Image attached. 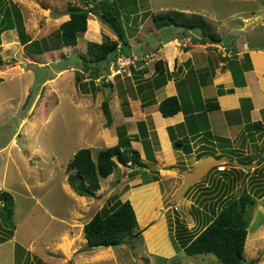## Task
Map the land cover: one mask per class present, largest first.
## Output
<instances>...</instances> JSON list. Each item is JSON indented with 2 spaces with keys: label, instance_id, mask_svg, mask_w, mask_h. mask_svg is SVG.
<instances>
[{
  "label": "rangeland",
  "instance_id": "rangeland-1",
  "mask_svg": "<svg viewBox=\"0 0 264 264\" xmlns=\"http://www.w3.org/2000/svg\"><path fill=\"white\" fill-rule=\"evenodd\" d=\"M135 4L136 11L123 15L131 46L127 55L148 61L150 71L156 60H165L166 49L159 50L163 39L183 31L156 28L154 16L169 10L200 14L215 27L224 44L198 49L207 52L210 66L220 68L222 62L225 66L230 59L221 58V49H232V43L236 49L239 40L240 45L248 44L264 58V0H135ZM14 6L20 11L26 33L42 48L44 44L53 47L57 42L63 22L58 18L66 15L70 6L85 7V1L0 0L4 20L9 12L17 22ZM198 35L195 32L192 36ZM106 38L117 40L107 25L90 15L87 31L79 36L76 46L38 55L34 53L38 46L27 48L21 44L18 29H0V56L5 62L0 67V193L8 192L14 198L11 239L6 240L10 228L4 226L0 215V239L6 240L0 242V264H222L212 254L187 256L183 244L202 231L205 215L216 208L220 196L239 198L245 192L256 199L253 210L248 211L245 264H264V197H256L264 192V131L260 134L254 130L258 136L250 139L244 126L234 128L240 134L229 154L242 165L255 166L245 171L228 161L227 157L232 156L224 157L226 165L220 166L225 167V173L219 166L214 167L176 205L170 200L184 178L161 164L147 167L158 169H142L148 172L145 174L138 167L131 169L115 160L114 173L101 179V189L95 197H81L70 187L68 164L74 154L89 148L96 159L101 150L116 142L107 136L111 125L103 105L119 100L114 112V136L118 140V129L124 126L122 118L132 111V106L123 107V102L138 98L141 86L143 95L154 97L148 87L153 83H142L140 70L133 66L131 76L126 74L110 82H106L108 61L98 65L101 76L95 81L82 71L84 61L80 55H86L87 43L100 44ZM249 58L245 54L240 62L247 63ZM164 63L166 68L172 66L167 60ZM251 130L252 125L248 132ZM130 139L134 141L133 137ZM163 170H168L166 176H161ZM152 172L157 173L159 181L148 183L145 189L139 178H145V185L146 180H152ZM117 200L131 201L138 220L134 231L138 239H128L118 247L90 249L84 238L85 225L104 207H114ZM1 207L0 202V211Z\"/></svg>",
  "mask_w": 264,
  "mask_h": 264
},
{
  "label": "trees",
  "instance_id": "trees-1",
  "mask_svg": "<svg viewBox=\"0 0 264 264\" xmlns=\"http://www.w3.org/2000/svg\"><path fill=\"white\" fill-rule=\"evenodd\" d=\"M84 1L85 7L70 6L68 8L66 15H69L70 19L61 24L58 40L53 47L44 44V47L42 46L41 48L36 41L31 40L25 31L20 11L15 6L17 22L9 12L7 13L6 20L0 15V29L2 32L18 29L21 44L27 48L34 45L38 46V50L34 49V53L43 55L65 47L76 46L79 36L87 31L90 15H95L101 23L107 25L117 36L116 41L106 38L100 44L88 42L86 55H80L84 61L82 71L88 73L91 80L95 81L101 76V70L98 68L100 63L104 61H108L109 63V61L117 58L119 55H127V50L131 48L128 33L123 25V15L130 11H136L137 5L135 4V0H102L95 5H91V0ZM153 20L156 28L159 30L164 28L183 30L181 33L178 32L164 38L163 41L166 42H170L171 38L177 39L183 35L189 34V36H192L195 32L199 35L196 37L192 36V38L201 45L208 44V42L211 45L219 44L223 41V38L216 31L215 27L204 16L197 13L189 14L183 11L169 10L155 15ZM4 65L5 62L0 56V67ZM165 66L162 60L155 62L154 75L156 78L153 79V84L163 80L160 84L161 87L167 83V79L164 77L166 72ZM148 72V68L140 69L142 76ZM152 102L153 100L145 101L142 99V106H148ZM128 106L129 103L124 101L123 107ZM159 109L163 117H172L181 111L180 100L177 96L167 97L161 101ZM219 109V104L217 101H214L210 103L208 110L215 111ZM103 113L108 125H111L112 114L107 103L103 105ZM130 114L129 111L126 113V116H130ZM138 128L141 133L140 138L144 141L147 159L151 162H156L153 152L150 151V142L146 140L148 138L145 133L147 129L146 122H139ZM252 128L257 132L264 131V125L260 121L254 122ZM127 132L126 126L119 127L118 143L115 146L101 150L96 159L93 158L92 151L89 148L80 149L74 154L68 164V171L71 172L68 176V183L76 194L81 197H95L96 192L101 189V179L108 178L114 173L115 160L119 164L131 169L149 167L141 158V153L131 146L132 140ZM219 140L230 142L228 139ZM173 144L176 149L184 147L185 152L190 153L191 151L188 144L182 140L173 139ZM263 150L264 148L261 153ZM204 155H200L199 158L201 159ZM217 158L222 159L223 157L220 155ZM259 158L261 159L260 155ZM262 162L260 160L259 164ZM248 164L250 165V163ZM143 172L145 174L148 173L146 171ZM221 172H225V170ZM152 173H154L152 180H146L145 184L159 181L157 173ZM226 197V195H223L216 200V208L211 209L209 214H206L204 217V228L202 231L194 239H187L186 243L183 244V250L187 256L194 257L212 254L222 264H245V246L250 225L248 211L253 210L256 199L248 192L243 193L239 198L228 199ZM256 197L258 199L263 198L264 192L258 193ZM0 202L2 203L0 215L4 217L3 224L5 227L10 228L7 240L13 236L11 229H14V224L12 223L14 217V198L10 193L2 192L0 193ZM203 206L206 207V205ZM137 227L138 220L131 201L117 200L114 207L111 209L104 207L85 225L84 238L89 247L96 245L118 247L124 244L126 240L134 239V231ZM135 238L138 239V237ZM6 240L0 239V242H5ZM132 247H135L134 244Z\"/></svg>",
  "mask_w": 264,
  "mask_h": 264
},
{
  "label": "crops",
  "instance_id": "crops-1",
  "mask_svg": "<svg viewBox=\"0 0 264 264\" xmlns=\"http://www.w3.org/2000/svg\"><path fill=\"white\" fill-rule=\"evenodd\" d=\"M58 19L63 20V24L70 17L61 15ZM172 39L170 42L164 41L159 46V50L166 49L165 60L172 63L171 67L166 68L164 74L167 83L160 87L163 81L161 80L156 84L148 85L149 91L154 92V97L151 99L143 95L145 90L143 91L141 86L140 96L128 101L129 106H132L130 116H124L121 122L126 126L129 137L134 139L133 147L141 153V158L149 167L161 164L173 171L174 168L179 167L192 170L204 157L232 156L229 151H234V148L230 146H233L234 140L240 134L234 128L237 129L242 125L245 127L247 138L255 139L258 136L253 132V128L250 132L248 128L254 122L259 121L264 125V118H262V114L264 116V58L260 56L261 52L252 51L248 44L245 47L240 45L239 40V44L237 43L239 46L237 45L236 49L233 48V43L230 45L232 49L225 46L233 53L230 61L224 67H214L210 66L211 62L207 52L198 49L205 50L210 46L216 48L224 44V41L219 44L201 45L191 36ZM239 48L242 49L239 51ZM144 54L143 52L140 55L144 56ZM245 54L249 55V61L240 62ZM216 56L220 57L221 54L216 53ZM251 66L253 70H249ZM154 73L155 70L144 74L142 83L153 82L156 78ZM230 90L232 92L229 93ZM172 96L179 98L181 111L172 117L165 118L160 112L159 105L165 98ZM142 99L153 100V102L148 106H142ZM214 101H217L220 109L208 110L210 103ZM118 103V99L109 102L113 122L107 129V136L116 141L112 146L118 143L114 136L117 128L114 112L117 110ZM142 121L146 122L145 133L148 136L146 140L150 142V151L153 152L156 162L147 159L144 141L140 138L141 133L138 128V123ZM216 131L221 132L218 134ZM173 139L182 140L188 144L191 149L190 153L185 152L184 147L176 149ZM219 139H228L230 142ZM200 155L204 156L200 159ZM227 159L230 160L228 157ZM232 159L235 160L236 157L232 156ZM165 174H168V170H163L161 176H166ZM139 179L141 180L140 185L146 187L147 184L143 185V178ZM153 188L159 190L156 185H153ZM261 202L264 203V199ZM263 203L262 208H264Z\"/></svg>",
  "mask_w": 264,
  "mask_h": 264
},
{
  "label": "water",
  "instance_id": "water-1",
  "mask_svg": "<svg viewBox=\"0 0 264 264\" xmlns=\"http://www.w3.org/2000/svg\"><path fill=\"white\" fill-rule=\"evenodd\" d=\"M142 57V55H140ZM143 64V59H140L137 62V67L142 66ZM23 144H20V147H22ZM262 159H264V151L262 153ZM234 165H237L241 167L243 170L247 171L249 169H252L255 165H242L240 164L237 160L230 159ZM229 161V160H228ZM224 163L223 159H217L214 156H207L202 158L196 165L194 169L191 171L187 170H182L181 168H174V171L181 175L184 178V183L176 189L174 192L173 196L171 197L170 203L172 205H176L185 195L186 193L193 187L196 183L202 181L209 171L213 169L216 166H219ZM138 170H142V167L136 168ZM145 170H153V169H158V167H151V168H144ZM109 248L107 245H96V246H91L90 249L92 250H101ZM138 264H141V261L138 262Z\"/></svg>",
  "mask_w": 264,
  "mask_h": 264
},
{
  "label": "built area",
  "instance_id": "built-area-1",
  "mask_svg": "<svg viewBox=\"0 0 264 264\" xmlns=\"http://www.w3.org/2000/svg\"><path fill=\"white\" fill-rule=\"evenodd\" d=\"M221 54L222 57L224 59H230L232 57V53L231 51H228L227 48H222L221 49ZM139 60V59H138ZM137 58L135 57H131L128 55H119L117 58L111 60L110 66H109V75L106 78V82H110L113 81L114 79L118 78V77H123L126 74H128V76H131L130 73V67H134L138 70L143 69V68H147L149 66V62L144 60L142 66L137 67V62H138ZM219 65L222 67L224 66V62L219 63ZM225 167H222L219 165V170L220 171H224Z\"/></svg>",
  "mask_w": 264,
  "mask_h": 264
},
{
  "label": "flooded vegetation",
  "instance_id": "flooded-vegetation-1",
  "mask_svg": "<svg viewBox=\"0 0 264 264\" xmlns=\"http://www.w3.org/2000/svg\"><path fill=\"white\" fill-rule=\"evenodd\" d=\"M200 161V160H199ZM144 169V168H143ZM186 170V169H185ZM187 171H191V170H187Z\"/></svg>",
  "mask_w": 264,
  "mask_h": 264
},
{
  "label": "bare ground",
  "instance_id": "bare-ground-1",
  "mask_svg": "<svg viewBox=\"0 0 264 264\" xmlns=\"http://www.w3.org/2000/svg\"><path fill=\"white\" fill-rule=\"evenodd\" d=\"M22 148H23V145H22Z\"/></svg>",
  "mask_w": 264,
  "mask_h": 264
},
{
  "label": "clouds",
  "instance_id": "clouds-1",
  "mask_svg": "<svg viewBox=\"0 0 264 264\" xmlns=\"http://www.w3.org/2000/svg\"><path fill=\"white\" fill-rule=\"evenodd\" d=\"M145 59V58H144ZM139 61V60H138ZM217 167V166H216Z\"/></svg>",
  "mask_w": 264,
  "mask_h": 264
}]
</instances>
